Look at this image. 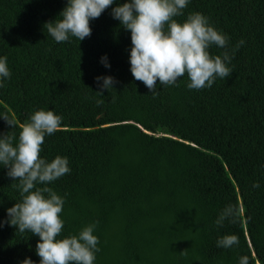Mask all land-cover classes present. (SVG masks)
<instances>
[{
    "label": "trees",
    "instance_id": "16d2710c",
    "mask_svg": "<svg viewBox=\"0 0 264 264\" xmlns=\"http://www.w3.org/2000/svg\"><path fill=\"white\" fill-rule=\"evenodd\" d=\"M66 3L0 0V57L11 73L0 87V116L15 122L10 128L0 118V135L18 138L41 108L63 118L40 156L67 157L71 171L38 185L64 198L57 238L98 222L94 264H240L241 257L264 264V0H189L175 19L199 12L225 34L232 74L201 90L187 88V74L171 86L157 81V95L132 76L130 32L111 7L90 20L91 35L80 42L57 43L43 29ZM224 51L209 48L213 56ZM98 76L113 77V89L99 95ZM6 173L0 165V264H39V237L6 222V210L22 200ZM229 204L236 222L217 227ZM229 234L238 245L218 247Z\"/></svg>",
    "mask_w": 264,
    "mask_h": 264
},
{
    "label": "clouds",
    "instance_id": "9594fccd",
    "mask_svg": "<svg viewBox=\"0 0 264 264\" xmlns=\"http://www.w3.org/2000/svg\"><path fill=\"white\" fill-rule=\"evenodd\" d=\"M189 0H126L112 7L114 0H67L66 6L57 17L44 24L47 33L57 42H67L69 37L78 41L91 35L90 20L111 7L113 19L130 32V72L135 80L141 81L153 95H157V81L162 86H171L178 78L187 74V88L201 90L211 88L217 78L225 80L232 74L228 64L233 58L227 51L229 38L209 23L199 12L187 15L181 23L175 17L183 15ZM240 40L236 49L243 46ZM225 49L222 55L213 56L211 46ZM104 66L110 67L107 57H102ZM7 57H0V87L3 79L10 78ZM103 90L113 89V77H96ZM3 118L10 128L15 122L6 115ZM62 117L52 110H35L20 126L18 138L15 134L0 135V165L7 168V176L20 190L21 202L8 208L7 224L19 232L29 231L38 236L36 254L39 264H94L99 240L93 233L97 223L84 226L78 234L58 239L64 221L60 214L64 198L47 185L70 173L67 157L57 155L51 161L41 158L45 136L52 135L62 127ZM145 133L150 132L142 129ZM15 141V144H14ZM258 188L259 183H253ZM237 208L227 205L215 220L217 227L231 219L236 222ZM2 226V223H0ZM236 235H224L217 240V246L225 249L238 245ZM186 254V250L181 252ZM21 264H33L25 258ZM240 264H247V257H241Z\"/></svg>",
    "mask_w": 264,
    "mask_h": 264
}]
</instances>
